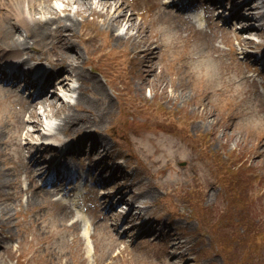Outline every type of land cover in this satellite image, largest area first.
Here are the masks:
<instances>
[{
  "label": "rangeland",
  "instance_id": "rangeland-1",
  "mask_svg": "<svg viewBox=\"0 0 264 264\" xmlns=\"http://www.w3.org/2000/svg\"><path fill=\"white\" fill-rule=\"evenodd\" d=\"M243 7L244 4L239 10ZM90 13L94 12L86 10L83 16H77L78 22L71 31L74 35L66 39L83 51L77 65L85 69L95 64L92 54L85 50L89 46L84 45L87 29L82 19L90 18ZM97 17L102 29L107 31L108 23L103 22L107 19L103 15ZM255 23L258 26L249 32L253 36L260 35L264 42V20ZM237 25L228 21L227 26L232 27L229 37L223 30H211V33L205 30L208 38L215 33L214 38L206 43L201 35L189 44L178 70L176 64L162 67L161 63L158 69L164 71L162 80L154 77L150 88L142 93L137 91L141 71L135 69L125 47L133 45L130 40L134 36L143 39L144 34L152 32V27L144 30L143 26L144 34L141 27L133 34L136 31L133 28L130 30L133 36L125 33L121 26L118 31L125 34L123 36L129 35V40L116 37L104 41L108 43L106 48H114L108 61L113 53L114 60L122 63L118 69L101 68L103 72L113 71L108 76L95 73L106 93L103 90V95L98 93L90 86V81L72 80L75 92L63 91L59 95L69 99L70 110L77 112L79 122L74 121L73 128L64 131L59 132L55 127L61 121V116L56 115L58 110L56 113L48 108L49 117L42 131L49 128L48 132L57 139L67 135L77 146L76 139H80V144L83 136L80 130L76 131L75 124L83 125L84 121L85 128L96 133V140L108 147L107 163L120 165L124 172L125 178L115 182L112 189L130 184L137 194L135 201L131 196L126 198V206L119 208L118 204L115 217L107 222L111 230L101 219H95L99 225L92 222L93 228L88 230L95 231V235L84 237V227H81L76 243L70 244L74 236L71 229L62 228L69 225L72 217L71 212H65L67 207L46 203V195L40 201L26 202V193L18 194L28 180L19 160V153L25 150L15 144L22 145L26 140L19 137L15 123L7 122V114L0 113V264H21V261L22 264H43L44 259L45 264H264V93L259 92L256 82L260 77L264 87V71L252 69V58L246 63L239 62L234 47L237 39L232 36L247 33ZM174 26L169 23L164 26L160 38L167 36V40L168 35H173ZM187 27H176L184 38L193 31V26ZM100 33L105 36L104 32ZM220 36L221 48L225 46L229 50L228 53L221 49L227 68L211 55H202L207 46H216V38ZM254 42L250 40V44ZM122 52L129 61H121ZM197 52L201 53L199 58ZM252 73H259V77ZM79 82L82 88H77ZM118 89L121 93L115 92ZM79 91L92 99L91 108H86L84 102H76L75 95ZM134 95L138 97L132 99ZM103 111L104 119L95 123V118ZM38 112L41 113V109ZM185 131L198 141V154L172 148L170 133L183 136ZM36 138V134L29 137ZM84 144L82 152L76 155L91 152L87 139ZM137 151L145 153V164ZM120 156L117 161L115 158ZM237 169L242 171H238V175L230 172ZM79 197L82 199L79 207L87 217L94 212L96 195L83 193ZM130 203L136 208L127 219L124 216ZM228 225L230 230L225 231ZM143 229L146 232L138 233ZM171 240L180 241V246L170 249ZM18 256L20 259L16 260Z\"/></svg>",
  "mask_w": 264,
  "mask_h": 264
},
{
  "label": "bare ground",
  "instance_id": "bare-ground-1",
  "mask_svg": "<svg viewBox=\"0 0 264 264\" xmlns=\"http://www.w3.org/2000/svg\"><path fill=\"white\" fill-rule=\"evenodd\" d=\"M55 2H58L60 5L56 7ZM94 12L96 15H103L104 19H107L108 27H110L109 36L111 38H123L125 40H129V35L123 36L119 31V27H123L125 33H130L131 35L137 34L138 28L143 33V28L148 27V24L145 23L144 27L137 20L134 11H129L124 2L118 3L115 0H0V51H2V55H6L8 53L13 52V55H19L25 53V57L21 59V63L31 60L34 64H39L46 58L48 53L52 54L51 62L54 65H59V68L54 72H48L45 77V82L41 84L39 91L37 92L36 97L33 101H22L19 103L18 113L20 115L27 113L28 118L26 120L15 121L13 118L9 119L10 123H15V126L18 127V132L24 133L25 136H32L34 133H38L40 136L43 135L40 127L43 126V123L49 117V110H54L57 113L56 115L61 116L60 123H57L55 127L57 131H64L65 128L71 129L74 125L71 124L74 121L79 122V115L77 112H71L69 99L60 98L55 93H50L48 95V91L46 88L49 84H53L50 87L63 88L67 91L75 92V86L71 85V80H79V81H90L89 84L92 88H94L98 93L103 95L105 88L98 80V76H96L90 70H86L84 67H79L77 62L81 57V52L76 48L75 45L66 41L67 36H73L72 29L77 24V16H83L84 11ZM153 18L150 22L157 28H161L164 23H169L175 18H179L182 20H186L180 12L173 11L171 9H165L162 6L160 0L153 1V7L151 9ZM63 14V15H61ZM86 21V18L82 19ZM210 23L213 21L208 20ZM143 27V28H142ZM135 28L136 31L133 33L130 31ZM180 28V27H178ZM16 30H20L21 32L18 34ZM67 31V32H66ZM66 32V33H65ZM133 33V34H132ZM144 34V33H143ZM134 36V35H133ZM142 38H138V36H134L130 42H133V45L127 50L129 57L134 61L135 69L141 74L139 76V82L137 83V91L142 93L144 90L150 88V84L153 83L154 77H157V81H161L164 75V71L158 69V65L160 63L159 58L156 56L155 51H152V56L147 59L146 53L152 47L154 43L158 42L157 35L155 33L144 34ZM86 39L90 40L89 44H92L93 38L100 39L105 38L101 36L100 32H92V34ZM239 43L243 47H246L249 44V40L246 37H240ZM164 49L167 55L169 54H178L177 57L173 59L174 63H177V60H183L186 57V52L189 49V39L184 38L179 29L175 28V32L173 35H170L168 41L164 44ZM249 52L245 51V57H248ZM219 56H216L218 58ZM32 65L27 68L30 69ZM27 79V74L24 75ZM1 77V76H0ZM153 77V78H152ZM3 78V77H2ZM8 80V77L5 78V81ZM29 83H31L29 81ZM81 84L79 82L80 87ZM77 87V88H78ZM82 88V86H81ZM10 87L2 88L3 91H8ZM103 90V92L101 91ZM106 93V91H105ZM76 102H84L86 103V108H91L93 106L92 99L86 96L83 91L77 92L75 95ZM111 108L110 104L108 106ZM38 109H41V113L38 112ZM64 109V110H62ZM104 111L97 115L95 118V123L100 122L102 118L104 119ZM52 114H55L52 112ZM44 117V120L42 118ZM80 123L76 125V131L79 130L83 132V136L92 140L94 133L89 132L85 126ZM50 136V133H46ZM73 132L71 130L72 135ZM35 145V144H34ZM21 147V146H19ZM33 150L38 148L39 145L33 146L32 144L24 145V148H31ZM51 146H46L45 148H50ZM93 149H102L105 150L104 145L98 143L93 138L92 142ZM54 150V148H51ZM69 155V154H68ZM59 155L56 156L55 164L53 167L56 168L57 162H59ZM88 157H91V154H87ZM23 172L24 174H28L27 179L35 183L36 170L31 162V160H23V156L19 154ZM100 172V171H99ZM111 173V172H110ZM118 173L117 170H114L113 174ZM112 176H109V178ZM123 178L124 175L119 172V175ZM118 180H122L119 178ZM118 180L111 181L113 183L118 182ZM139 183V181H137ZM34 191L30 192L28 196H26V201L30 202L31 200L37 199L39 200V194L45 193L48 196L54 193V190L51 192L47 186L40 184V186L36 187L33 185ZM132 185H125L123 188L119 189L116 192H110L109 190L103 192L98 197V205L96 206L95 212L97 216L100 213V203L102 200L111 199L110 205L107 204L108 209H103L102 218L104 221L111 219L114 215V208L120 203L121 205H127L126 198L131 196L132 201H135L137 198V194L131 190ZM76 188L74 186L66 189L64 187H56V192L59 191L63 196L68 198V195L71 194ZM125 189L128 190L125 192ZM20 192V191H19ZM77 193H75L76 195ZM113 198H118L115 203L112 204ZM130 200V198H128ZM131 201V202H132ZM52 204L61 207L62 203L65 201L60 198H52L49 200ZM68 203V202H66ZM131 212L135 206L131 204ZM111 209V210H110ZM127 212V213H129ZM129 218V214L126 216ZM82 220L80 218H76L70 227H76L78 224H81ZM46 262V259H44ZM44 264V263H43ZM187 264V263H185Z\"/></svg>",
  "mask_w": 264,
  "mask_h": 264
},
{
  "label": "trees",
  "instance_id": "trees-1",
  "mask_svg": "<svg viewBox=\"0 0 264 264\" xmlns=\"http://www.w3.org/2000/svg\"><path fill=\"white\" fill-rule=\"evenodd\" d=\"M230 228V227H229ZM259 234V233H258Z\"/></svg>",
  "mask_w": 264,
  "mask_h": 264
}]
</instances>
